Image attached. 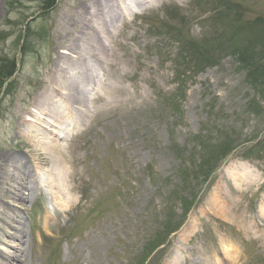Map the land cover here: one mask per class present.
I'll list each match as a JSON object with an SVG mask.
<instances>
[{"label": "rangeland", "instance_id": "1", "mask_svg": "<svg viewBox=\"0 0 264 264\" xmlns=\"http://www.w3.org/2000/svg\"><path fill=\"white\" fill-rule=\"evenodd\" d=\"M84 2L0 0V56L19 65L0 89V156L31 162L50 141L20 120ZM129 3L112 26L115 62L95 64L98 80L123 92L102 94L71 136L51 139L63 147L71 203L57 206L43 187L30 203L8 194L24 237L0 223V260L17 246L25 253L10 264H264V69L251 84L236 52L243 35L264 63V0Z\"/></svg>", "mask_w": 264, "mask_h": 264}, {"label": "bare ground", "instance_id": "2", "mask_svg": "<svg viewBox=\"0 0 264 264\" xmlns=\"http://www.w3.org/2000/svg\"><path fill=\"white\" fill-rule=\"evenodd\" d=\"M162 1L90 0L80 4L72 15L66 17L68 23L77 26L78 30L66 46H64L65 42H60L63 35H59L49 76L42 90L34 97L31 110L25 113L27 117L20 120L21 127L33 131V139L39 141L41 139L39 137H43L50 141L42 144L44 151L41 154L35 153L31 162L23 163L24 157L20 154L0 156V223L9 225L10 229H14L19 234L17 236L9 233L10 238L17 237L18 240H23L24 236L21 218L15 211L10 210L8 201L5 199L8 194L12 200L30 203L32 200L30 192L43 187L54 196L57 206L66 208L71 203L69 196L72 187L66 178L69 172L64 166L63 159L57 155L63 151V147L56 142L66 140L72 135L76 129L73 123L77 118L78 125L84 124L85 108L92 107L96 98H102V94L106 93L110 97L104 99L106 104L109 99L113 102V97L123 92V87L115 88L112 84L100 82L95 73L97 70L95 64L102 66L115 62L113 57L117 58L118 55L112 51V30L115 29L112 26L119 19H123L120 17L124 16V12H132L129 2H134L136 6L142 8L158 5ZM82 43L85 44L87 51L81 48ZM62 48L64 50L60 51ZM36 125L37 129H34ZM60 131L61 133H58ZM54 138L57 141L51 142ZM44 163L45 165L48 163L47 173L45 172L39 178L40 173L36 172ZM32 167L36 172L32 170ZM11 182L15 183V187L10 191L9 183ZM24 192H27V195L23 196ZM11 211L15 213V217L9 216ZM230 215H235V219H242V215L236 216L237 213L230 212ZM226 217L234 222L228 216ZM6 218H11V221L6 223ZM49 219L50 216L46 217V221ZM17 253L23 256L25 252L16 246L11 260L18 257ZM3 260H0V264H10V258Z\"/></svg>", "mask_w": 264, "mask_h": 264}, {"label": "trees", "instance_id": "3", "mask_svg": "<svg viewBox=\"0 0 264 264\" xmlns=\"http://www.w3.org/2000/svg\"><path fill=\"white\" fill-rule=\"evenodd\" d=\"M52 5L53 4L49 5L46 9H49V7H52ZM250 24H252V23H250ZM243 37H244L243 35L239 36V41H238L239 46H238V50H236V52L238 54L240 64L241 65L244 64L246 69H247V72L249 73L247 76V79L250 80L251 84L258 85L257 84L258 77L263 72L260 70L259 67L264 69V63L261 62V58H260L261 56L258 55L259 53L257 54L258 57L256 56V58H254L253 46L246 43ZM204 42H207V41H204ZM196 57H198L200 61L202 60V58H201L202 55L199 54V56L196 55ZM247 63L249 65H247ZM16 70H17V67H16V63H15L14 59H12L11 62H9L6 59L1 58V56H0V89L2 88L1 86H3V83H5L8 78H10L11 76L14 75ZM231 138L232 137L230 135V139ZM233 142H234L233 140L230 141V143H233ZM211 154H212V159H213V157L214 158L218 157V153L212 152ZM204 164H207V162H205ZM205 166L206 165H203V167H205ZM198 171H199V168H196V172H193V173H198ZM177 226H178V224L175 227H177ZM173 230L175 231L176 229H172V230L169 229V231L167 233L169 234L170 232H173ZM161 242H162V240L159 238L158 242H156V244H157L156 247H158L159 245L164 243V241L162 243Z\"/></svg>", "mask_w": 264, "mask_h": 264}]
</instances>
